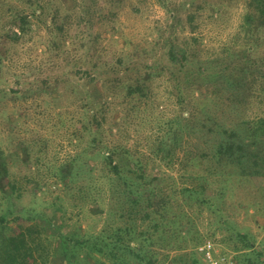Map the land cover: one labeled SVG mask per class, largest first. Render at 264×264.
<instances>
[{
    "label": "rangeland",
    "instance_id": "1",
    "mask_svg": "<svg viewBox=\"0 0 264 264\" xmlns=\"http://www.w3.org/2000/svg\"><path fill=\"white\" fill-rule=\"evenodd\" d=\"M249 1L38 0L19 43L0 38V264L23 235L32 264H264V173L216 154L229 127L264 152L249 128L264 118V13ZM54 19L88 42L54 50ZM113 143L144 174L137 197L111 181L97 147Z\"/></svg>",
    "mask_w": 264,
    "mask_h": 264
},
{
    "label": "trees",
    "instance_id": "2",
    "mask_svg": "<svg viewBox=\"0 0 264 264\" xmlns=\"http://www.w3.org/2000/svg\"><path fill=\"white\" fill-rule=\"evenodd\" d=\"M14 4L12 6H8V16H9V22L2 23L0 22V38L4 40V43H19L20 39L25 35L27 32L29 22H30V16L31 14H38L41 13V9L38 6V0H13ZM5 4V3H4ZM250 7H252V10L256 11H261L264 13V0H250L249 3ZM83 8V7H82ZM89 8L84 7L81 9L82 19L85 24L87 23L86 19H84L85 14H89ZM68 18V15L66 16ZM250 15L249 13L247 14V18H249ZM65 19L64 21H66ZM90 23V21H88ZM54 24L55 28L58 29V31H55L60 33L59 35V42L60 44H57L56 42L53 44L52 48L54 50H63V46L67 48H73L77 49V40H80L81 42H88L86 34L83 36V38L78 39V35L69 32V29H66L61 24H58V20L54 19ZM12 25L20 27L19 30H14L12 28ZM90 27V26H89ZM24 28H27L26 30ZM93 36V40H96ZM7 42V43H6ZM3 44V43H2ZM6 48V46H5ZM5 49H3V52ZM66 50L64 49L62 52L64 54ZM57 52V51H56ZM0 53V62L2 60ZM169 54L172 56L173 54H176V51L173 50V47H170L169 49ZM66 55V54H65ZM68 56L70 54L68 53ZM73 57L75 55H72ZM71 56V57H72ZM89 73V76H91V73ZM136 85L133 87L131 84L128 85L127 89L129 92H136V91H141L144 92V87L143 84H141L139 81L135 83ZM248 127V124H247ZM250 129H255V128H264V118L260 117L257 120V126L252 125V123L249 125ZM224 135L223 139L218 143V150L216 151V154H218L219 157L224 158L227 163L232 162L236 163L240 174H246V175H261V173H264V152L260 151H249L247 148V144L243 141H239V137L237 135V131L234 127H229L227 129H223ZM77 140H81V136L76 135ZM100 149V153L102 154L103 158L105 159L106 165L109 166V172L113 174L111 178V181H116L122 179L123 185L125 184V187L128 189H133L134 187L138 188L136 183L134 182V179L139 181V179H142L144 177L143 173L136 172L134 168L132 167H127L126 169L124 168V163H128L127 160L126 162H123L126 158V153L127 150H125L121 145H117L116 143L110 144V145H105L104 147L100 145L97 147ZM127 173H130L128 175ZM135 174V176L133 175ZM131 176H134L133 178ZM129 178H132L129 179ZM135 180V182H136ZM139 187L143 190H146V182L139 181ZM138 184V183H137ZM115 191L118 193L120 191V184L117 182L114 184ZM135 189V188H134ZM138 189H135L133 196L137 197L136 194H139ZM3 220V216H0V221ZM119 230L115 231L114 234L118 233ZM106 235H102V239H106ZM111 237V235H110ZM76 243L80 244L82 243L80 239L75 240ZM108 243V242H107ZM247 245L251 246L252 243H246ZM27 239L26 237L23 236H18V237H7L5 241L3 242L2 245V250L4 252V255L1 257L2 258V263L5 264H32L30 262H27L25 260H20L18 255H21L22 252H24L28 247ZM138 250H142V243H138L137 246ZM129 249H132L129 247ZM136 254V253H135ZM248 261H250L248 259ZM150 259H147L144 264H150ZM195 264V263H194Z\"/></svg>",
    "mask_w": 264,
    "mask_h": 264
},
{
    "label": "built area",
    "instance_id": "3",
    "mask_svg": "<svg viewBox=\"0 0 264 264\" xmlns=\"http://www.w3.org/2000/svg\"><path fill=\"white\" fill-rule=\"evenodd\" d=\"M208 246H209V243H208ZM206 253H207V256L210 257V256H209V251H207Z\"/></svg>",
    "mask_w": 264,
    "mask_h": 264
}]
</instances>
